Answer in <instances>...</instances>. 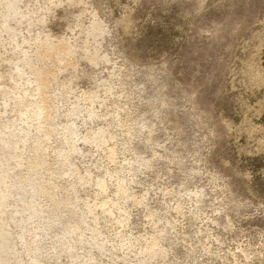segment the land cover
<instances>
[{
  "label": "rangeland",
  "instance_id": "obj_1",
  "mask_svg": "<svg viewBox=\"0 0 264 264\" xmlns=\"http://www.w3.org/2000/svg\"><path fill=\"white\" fill-rule=\"evenodd\" d=\"M0 264H264V0H0Z\"/></svg>",
  "mask_w": 264,
  "mask_h": 264
}]
</instances>
